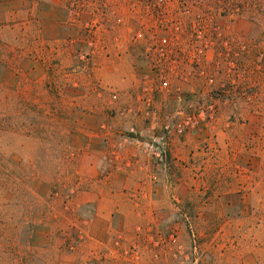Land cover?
Instances as JSON below:
<instances>
[{
  "label": "rangeland",
  "instance_id": "1",
  "mask_svg": "<svg viewBox=\"0 0 264 264\" xmlns=\"http://www.w3.org/2000/svg\"><path fill=\"white\" fill-rule=\"evenodd\" d=\"M126 1L66 0L61 27L40 18L54 4H0V264H264V0ZM165 35L194 62L154 68ZM180 98L213 118L178 133ZM126 174L167 193L92 237Z\"/></svg>",
  "mask_w": 264,
  "mask_h": 264
},
{
  "label": "crops",
  "instance_id": "2",
  "mask_svg": "<svg viewBox=\"0 0 264 264\" xmlns=\"http://www.w3.org/2000/svg\"><path fill=\"white\" fill-rule=\"evenodd\" d=\"M40 1H43L44 4L45 3H51L52 5L54 4V6L51 7V9H53L52 15L47 14V13H43L40 16V18H44L47 20L51 19L53 22V25H56L58 23V26L61 27L62 21H64L66 18V13L64 10L65 6H66V2H65L66 0H40ZM112 1L120 3V5L122 3L127 2L126 0H124V2H123V0H112ZM27 2H31V0H0L1 5L2 4L13 5V6H11V8H15V5H18L19 3L25 4ZM131 45L133 47L137 46V44H134V43H132ZM120 47L122 48L123 51H127L128 56H129L128 57L129 60L125 59V66H124L126 68V70L128 71V75L126 77L127 79H124V80L128 81L131 79V77L135 78V72H136L130 68H133L136 70V68H138V66L135 63V57L133 55L131 56L132 53H131L130 44H127V42L124 41V42L120 43ZM128 48H130V49H128ZM181 143L183 144L184 142H181ZM142 145L145 147V145H147V144H142ZM139 146H136L135 144H132V143L120 141V152H121V154H123V157H125L126 162L129 161V164L135 162V158H133L132 156L129 157V155L130 154L138 155V147ZM146 147H148V146H146ZM146 150H147V148H146ZM148 152H150V151L148 150ZM127 157H128V159H127ZM137 178H141V176H138ZM134 179H135V174H132V175L126 174V176L124 175L123 177H122V175H120V202H118L115 197L110 196V195H113V194H110V191H106V193L104 194V196H106V198L101 197L99 199V202L97 200V203L94 206L97 207L99 212L97 214L98 217L95 219V222H93L92 225L90 226V230L92 232V237L97 236L95 234L98 230L100 231V235L105 236V232H106V230L110 224L109 221L112 220V222H113L112 212L114 213L115 211H120V222L122 221L123 224H125V225L130 223L129 215H127L125 213V211L128 210L129 208L132 211L134 209H137L139 211L142 208L141 206H143V207L147 206L146 204H142V202L140 201V198H137V196L142 195V194L146 195L150 191L153 192V194H155V195L156 194L165 195L167 193V188L164 185L156 184L155 187H146L145 186V187L141 188L139 185H137V186L133 185ZM124 181H125V183H124ZM127 182H130V184L128 186L126 185ZM123 184H125V185H123ZM100 194H102V193H100ZM154 203H152V206L154 208H156V210H159L160 206L157 203H155V204ZM148 204H149V202H148ZM132 207H134V208L132 209ZM164 207H167V204H165ZM157 208H159V209H157ZM154 217L155 218H153L154 219L153 221L158 220L156 218V216H154ZM148 219H150V218H148ZM134 221H135V219L132 218V222H134Z\"/></svg>",
  "mask_w": 264,
  "mask_h": 264
},
{
  "label": "built area",
  "instance_id": "3",
  "mask_svg": "<svg viewBox=\"0 0 264 264\" xmlns=\"http://www.w3.org/2000/svg\"><path fill=\"white\" fill-rule=\"evenodd\" d=\"M157 2L163 4L166 3V0H156ZM187 12V9H184ZM166 34L169 33L170 26L167 24L162 28ZM142 32H136L133 36V40L136 41L141 36ZM169 35V34H168ZM162 37L160 40L153 42L146 47V55L150 56L151 63L154 68H160L165 64H174L178 61H186L188 63H193V56H188L184 51L176 50V48L171 44L170 39L168 37ZM180 51V52H178ZM160 74H162L163 70H159ZM166 73L164 72V76ZM165 77H162L164 79ZM146 80V79H145ZM167 85V81L164 79L162 81V85L160 84V88H164ZM149 87H142V89H147ZM182 106L177 110V115L181 118V121L175 124V130L178 133L184 134L185 132H194L199 129L200 125L203 124L207 120H211L215 113L214 102H207V104L203 107L193 108L191 102L187 98H180ZM165 129L168 130L169 127L165 126ZM148 147L152 149L155 157L159 162H164L166 158V151L168 146V138H166L165 134L158 135L154 137L151 141L147 142ZM173 242H175V238L171 236ZM137 254V253H135ZM136 258H139L136 255Z\"/></svg>",
  "mask_w": 264,
  "mask_h": 264
}]
</instances>
